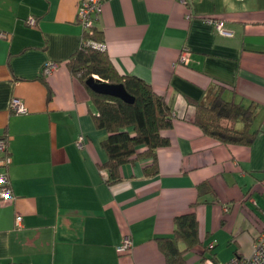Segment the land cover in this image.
Instances as JSON below:
<instances>
[{
    "label": "crops",
    "instance_id": "crops-1",
    "mask_svg": "<svg viewBox=\"0 0 264 264\" xmlns=\"http://www.w3.org/2000/svg\"><path fill=\"white\" fill-rule=\"evenodd\" d=\"M79 4L0 0V135L10 151L0 173L12 193L0 197V264H168L156 238L193 210L201 241L185 264L251 255L264 217V0H104L94 27L105 50L174 106L158 174L144 175L150 158H140L113 184L99 166L106 130L67 65L87 30ZM218 82L225 98L255 105L253 143L226 144L196 124V103L210 102ZM14 96L26 111L10 109ZM207 178L214 191L200 197ZM126 236L133 247L121 252Z\"/></svg>",
    "mask_w": 264,
    "mask_h": 264
},
{
    "label": "trees",
    "instance_id": "trees-1",
    "mask_svg": "<svg viewBox=\"0 0 264 264\" xmlns=\"http://www.w3.org/2000/svg\"><path fill=\"white\" fill-rule=\"evenodd\" d=\"M103 40L102 31H95V27L85 30L81 45L67 59L69 69L85 87L96 108L93 116L95 126L106 130L101 144L108 156L99 164L100 169L105 173L106 182L113 184L122 180L124 164L150 158L144 165V175H156L159 172L158 149L171 144L165 131L173 127V101L145 79L124 73L105 49L92 44ZM93 75L111 83H123L134 96V101L127 102L120 97L94 91L86 83L87 78ZM225 87H228L226 83L218 82L210 102L196 103L194 120L204 133L223 143L251 144L260 130L253 125L255 105L225 98ZM238 123L242 126L239 127ZM3 135L6 136L1 134L0 137ZM6 153L10 155L9 148ZM197 187L200 197L202 193L214 191L210 178L202 180ZM156 239L168 264H185L184 253L201 241L196 212L176 215L173 234Z\"/></svg>",
    "mask_w": 264,
    "mask_h": 264
},
{
    "label": "built area",
    "instance_id": "built-area-1",
    "mask_svg": "<svg viewBox=\"0 0 264 264\" xmlns=\"http://www.w3.org/2000/svg\"><path fill=\"white\" fill-rule=\"evenodd\" d=\"M183 2H186L187 0H181ZM103 2L104 0H80L79 9H78V18L80 23L83 25L84 29H92L94 27V23L96 19H98V16L100 15L102 9H103ZM211 21V19H208ZM212 23H215V21H211ZM216 25L221 28L222 22L218 21ZM1 35H5L4 33H1ZM93 45L105 49L104 43H96L92 42ZM190 53L187 48H184L179 56V60L182 63H188L190 59ZM49 65L53 64V62L47 63ZM53 69V68H51ZM51 69H46L44 67L45 71H50ZM13 104L19 105L20 102L18 99H13ZM78 146L82 147L83 140L80 137L77 141ZM8 148L7 141L3 140L0 137V165H6L9 155L6 153ZM12 195L11 190L8 186V177L6 174L1 173L0 174V197L1 198H8ZM229 208L226 206L225 210L227 211ZM261 223L259 225V230L255 234L253 239V252L251 255L248 256H241L237 255L233 257L232 259L226 261V262H220L217 263L213 261L212 259H207V264H264V217L261 219ZM17 225L16 226H22L21 223V216L16 217ZM133 247L132 240L129 236H126L122 242V245H120L119 250L121 252H129Z\"/></svg>",
    "mask_w": 264,
    "mask_h": 264
},
{
    "label": "water",
    "instance_id": "water-1",
    "mask_svg": "<svg viewBox=\"0 0 264 264\" xmlns=\"http://www.w3.org/2000/svg\"><path fill=\"white\" fill-rule=\"evenodd\" d=\"M87 85L96 92L106 93L113 96L120 97L127 102H133L132 96L125 88L123 83H111L99 77L90 76L86 80ZM17 264V263H13Z\"/></svg>",
    "mask_w": 264,
    "mask_h": 264
},
{
    "label": "rangeland",
    "instance_id": "rangeland-1",
    "mask_svg": "<svg viewBox=\"0 0 264 264\" xmlns=\"http://www.w3.org/2000/svg\"><path fill=\"white\" fill-rule=\"evenodd\" d=\"M79 8V7H78ZM2 33H4V32H2ZM5 35L3 36V37H5L6 36V33H4ZM54 66L56 67V63L55 62H53V64H51V65H49V64H45L44 65V67L46 68V69H51V68H54ZM95 77H99L98 75H94ZM13 99H18L19 100V102H20V104L19 105H16V104H13ZM10 109L12 110V111H17V112H21V111H26V105L24 104V102L20 99V98H18V97H12V100H11V102H10ZM3 140H5V141H7L8 140V138H7V136H2L1 137ZM7 143H8V141H7ZM1 174V173H0ZM105 173L103 172V175H104ZM10 188V187H9ZM10 190H11V188H10ZM9 198V197H8Z\"/></svg>",
    "mask_w": 264,
    "mask_h": 264
}]
</instances>
